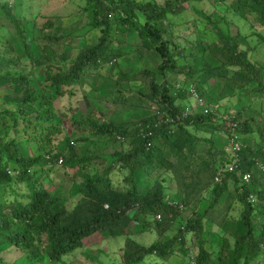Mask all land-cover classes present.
<instances>
[{
    "label": "trees",
    "instance_id": "16d2710c",
    "mask_svg": "<svg viewBox=\"0 0 264 264\" xmlns=\"http://www.w3.org/2000/svg\"><path fill=\"white\" fill-rule=\"evenodd\" d=\"M0 4L4 19L23 39L25 55L31 60L30 68H23L19 60L24 58L9 53L14 49L7 45L8 55H0V89H12L11 93L3 95L0 103V124L7 127L10 125L7 122L9 118L12 120V131L0 129V136L4 140L0 145V187H3L0 246L13 251L20 249L28 258L27 264H40L43 253L59 263L91 235L99 233L117 237L127 233V226L132 221L142 224L148 217L159 213L161 220L154 221L159 233L176 221L180 222V229L173 236L165 240L156 239L150 245L128 234L121 248V264H174L172 256L177 243L180 244L181 254L188 258L191 248L186 246V237L190 233L197 240L196 250L191 255L196 264H210L213 256L218 260L213 264H228L225 248L218 249L215 242H211V248L205 246L207 236L204 237V232L207 218L219 222L232 214L239 217L244 228L231 249L234 263L242 264L244 261L243 264H251L261 257L264 248V221L261 216L264 213V188H257L256 185L259 184L257 177L264 178V170L259 167L264 166V130L257 126L262 137L258 149L250 146L240 148L236 168L220 171L224 162H229L222 157L229 151L222 148V156H217L219 154H216L212 138L222 128L217 118L218 112L215 111L219 105H214V111H204L202 107L194 113H185L184 104L178 102L188 99L183 82L192 80L194 84L199 82L204 87L210 79L228 75L229 69H234L245 83L254 84L253 89L261 91L264 96V78L261 75L264 64L254 62L249 57V48H240V32L233 36L221 30L225 43L215 55L223 62L218 66L206 62L198 71L187 62L179 64L171 50L173 44L164 37L160 21L167 12L174 11L171 6L134 0H87L90 21L81 31L85 34L88 30L101 27L99 42L81 49L70 58L66 45L60 42L63 23L56 18L55 22H48L55 28L42 34L41 53L32 55L28 48L26 27L16 15L13 5L7 1ZM236 5H239L243 15L255 12V19L264 25V0H240ZM111 15H114L115 21L120 18L117 22L119 30L126 27L135 29L142 45L155 50L163 58L157 71L163 75L161 83L152 78L155 72L145 70L150 75L147 93L139 91L129 96L122 92L123 99L115 96L119 102L129 104L157 103L154 114L128 121L94 117L78 120L79 125L83 122L88 124L96 137L107 135L115 139L121 135L127 140L126 149L115 152V160L120 168L129 170L124 176L123 187L116 186L119 181L113 180L110 167L93 174L85 171L93 164L97 154H81L70 139H67L70 153L65 154L58 146H52L53 138L49 136L64 129V123L58 120V95L67 90L71 92L83 75L98 70L123 54L119 48L121 41H124L121 34L117 42L110 37ZM141 16L144 22L139 20ZM55 59H61L65 67L52 66L51 62ZM41 65L47 66L46 78L37 91L31 85L32 75L34 69ZM170 72L184 74L183 81L169 78ZM179 82L178 91L173 94L172 88ZM163 112L169 113L175 121L180 117L177 129H171L168 118L166 122L158 117V113ZM233 119L238 122L239 132L254 130L251 120L240 121L241 113ZM79 139L85 140L84 137ZM27 141L35 143L38 155L24 156L20 144ZM166 147L169 155L164 150ZM60 161L65 167H78L84 173V180L74 183L68 196L52 194L40 184L41 173L47 165L52 164L53 167ZM160 167L170 171L178 181L177 188L183 196L177 204L168 201L164 170L147 190L140 186L139 179L146 180V176H151ZM245 172L252 175V185H242ZM16 183L23 184L26 191L18 192ZM251 192L257 197L253 204L247 199ZM10 194L14 198L10 199ZM72 198H76V203L69 208L68 203L72 202L69 201ZM223 198L228 199L222 202ZM190 206L192 216L184 217L182 212ZM228 243L226 241V247L230 246ZM0 260L4 261L3 256H0Z\"/></svg>",
    "mask_w": 264,
    "mask_h": 264
},
{
    "label": "rangeland",
    "instance_id": "374dc122",
    "mask_svg": "<svg viewBox=\"0 0 264 264\" xmlns=\"http://www.w3.org/2000/svg\"><path fill=\"white\" fill-rule=\"evenodd\" d=\"M6 1L13 5L16 15L26 27L28 48L32 55L41 53L42 34L55 28L54 25L52 26L48 22H55L56 18L63 23V38L60 42L66 45L65 49L70 58L76 56L81 49L99 42L102 34L101 27L88 30L85 34L81 31L90 21L87 12V0H0V3ZM134 1L140 3L151 2L160 6L169 5L174 9V11L167 12L166 17L160 23L165 39L173 44L171 50L179 64L187 62L198 71L202 70L206 62L213 66L221 65L223 61L215 55L216 51L222 48L225 43L221 37V30L233 36L240 32L242 38L241 40L240 37L238 38L240 48H249V57L254 62L264 64V25L255 19L256 14L253 11L249 13L250 15H242L239 7L235 4L236 0ZM110 19L113 20L110 32L111 39L117 42L119 34L124 38L119 47L123 54L114 63H105L98 70L83 75L80 83L71 92L67 90L64 94L58 95V120L64 123V129L60 133L49 134V136L53 138L52 146H58L57 148L66 154L70 153L67 139L77 141L75 148L81 154L96 153V159H94L91 166L86 167V172L93 174L95 171L101 172L110 167L113 180L119 181L116 186L123 187L124 176L127 171L120 168V164L115 160L116 155L114 152L115 150L126 149L128 143H118L107 136L90 138L95 133L90 131L88 124L83 122L79 125L78 120L94 117L100 120L128 121L152 115L158 108L157 103L135 105L134 103L119 102L115 99V96H121L120 99H123L122 92L129 96H133L139 91L147 93L150 89V75H147L148 73L144 72L145 70L155 72L152 74V78L154 77L158 83H161L163 75L157 71L159 65L163 62V58L155 50L145 48L142 45L135 29L126 27L127 29L121 31L118 29L119 23H117L120 18L115 21L114 15H111ZM139 20L141 22L145 21L143 16ZM6 45L14 49L9 53L24 58L19 62L23 68L29 69L31 60L29 56L25 55L23 39L16 34L13 26L7 24V20L4 19L3 6L0 4V55H8ZM174 47L176 48L175 52ZM51 65L65 67L61 59L53 60ZM44 70L45 65L34 69L31 85L37 91L40 90V83L45 80L46 73ZM261 75L264 78V71L261 72ZM183 77L184 74L169 73V78L174 80L181 81ZM229 77L230 80L228 81L225 77H215L210 79L208 85L200 86L202 98L210 105H219L217 109L219 113L225 111L228 107L229 109L234 107L232 108L234 111L242 112L243 119L251 120L254 130L250 134L242 136L246 144L258 148L261 146L262 137L257 126L264 130V96L261 91L253 89L254 84L245 83L239 74L235 73V70L229 71ZM188 82H192V80ZM196 83L198 85L199 82ZM11 92L10 87L0 89V103L3 100V95ZM118 92H121V94ZM178 102L188 106L189 103L192 105L195 101L189 97L185 100H178ZM7 122L10 125L5 127L1 123L0 129H6L7 132H10L12 131V120L9 118ZM207 136H210V134H207ZM80 137L86 139L81 140ZM212 138L215 141V151L220 154L221 149L225 147L226 137L219 130ZM3 141L0 136V145ZM20 145L26 157L36 156L39 153L33 142H21ZM164 150L169 155L168 147ZM12 165L16 166L14 162H12ZM163 170L164 168L160 167L151 176H146V180L139 179L140 186L147 190L153 181L162 174ZM165 172L168 196L172 199H182L183 193L178 191L177 188L178 181L170 171ZM41 174L40 184L47 187L52 194H61L62 196L68 195V191L71 190L74 183H80L84 180V173L81 169L78 167H65L61 164L53 167L51 164L47 165V169ZM263 183H259L257 188L260 186L264 188ZM15 187L18 192L26 191L23 184L16 183ZM206 192L207 190L204 193ZM2 198L3 187H0V200ZM9 198H14V195L10 194ZM227 199L223 198L222 202H226ZM73 200L76 201V198L69 200L72 201L70 205L74 204L75 201L73 202ZM233 213L236 215L235 212ZM182 215L184 217L192 216L191 206L187 207ZM261 216L264 221V213ZM238 218L237 215L233 217L231 214L229 218L218 223H214L210 218H207L208 221L206 222L204 237L207 236V246L210 242L218 240V243L215 241L216 246L218 249L225 248V258L228 264H235L231 249L235 239L244 231L243 223ZM154 221L153 217H148L142 224H136L132 221L127 226V233L117 237L99 233L91 235L84 240L81 247L75 250L73 254L64 257V262L60 261L55 264H121L123 261L121 248L128 234L140 242L150 245L156 239L165 240L173 236L180 229V222L176 221L168 226L163 233H159ZM226 241L229 242V247L225 246ZM196 242L197 240L191 233L187 235V244L192 249L189 250L188 258L181 254L180 245L177 243L174 247L175 253L172 256L175 260L174 264H188L193 251L196 250ZM0 256L4 258V261L0 260V264H27L28 262L26 254L22 253L20 249L13 251V249L0 246ZM151 259L148 258L147 260ZM215 261L218 260L215 259ZM243 262L241 263L243 264ZM47 264L54 263L49 261ZM252 264H264V248L263 255L259 259H255Z\"/></svg>",
    "mask_w": 264,
    "mask_h": 264
},
{
    "label": "clouds",
    "instance_id": "9594fccd",
    "mask_svg": "<svg viewBox=\"0 0 264 264\" xmlns=\"http://www.w3.org/2000/svg\"><path fill=\"white\" fill-rule=\"evenodd\" d=\"M239 1L240 0H236L235 1V4H237V3H239ZM238 7H239V5H237ZM239 11H240V13H242L241 12V9H240V7H239ZM243 15V14H242ZM250 15V14H249ZM245 16H247V15H245ZM244 50V49H243ZM117 59L118 58H115V59H113V60H111V61H109V62H107V63H114L115 61H117ZM101 67V66H100ZM99 67V68H100ZM46 68H47V66L45 65V73H46ZM230 70H234V69H229V71ZM225 78H226V80H230V77H229V73H228V75H225L224 76ZM46 78V77H45ZM43 82H45V80L43 81ZM42 82V83H43ZM180 84H181V82H179V83H177V85L175 86V89H174V87L172 88V92H173V94H176V92L178 91L177 89L179 88V86H180ZM199 86V87H198ZM200 86H201V84L200 83H198V85H197V83L196 84H194L193 82H183V87L185 88V90L187 91V94H188V98L189 97H191L195 102H194V104H192L193 105V107H192V105L189 103V105L188 106H184L185 107V113H194V112H196L197 110H199L200 108H204V111H214V105H210V104H208V103H206V100H204L203 98H202V94H201V92H200ZM255 90V89H254ZM256 91H258V90H256ZM232 108H234V107H232ZM231 107H230V109H229V107L227 108V109H225V111H223V112H218L217 110H215L216 112H218L217 113V118L218 119H220V121H219V123H221V130L220 131H222L223 133H224V135H225V137H226V143H225V147L224 148H226V150H227V147H228V150H227V152L229 151V153L227 154H224V156H222V154H219L218 156H222L223 158H224V160H226V159H228L229 160V162L228 161H225L224 162V166L223 167H221V169H220V171H225V170H229V171H232L234 168H236V166H237V161H238V155H237V152H238V150L240 149V148H242V147H246V146H249L248 144H246L245 142H244V140H243V136L242 135H246V134H250V132H248V133H241V132H239L237 129H238V122H235L234 121V119H233V117L235 116V115H237L238 113H242V112H238V111H234L233 109H232ZM155 112H156V110H155ZM154 112V113H155ZM153 113V114H154ZM149 116V115H148ZM144 117V116H143ZM158 117L161 119H165L164 121H166L167 120V118H168V120H169V123H171V129L172 130H174V129H177L178 128V122H179V116L176 118L177 119V121H175V119H172V118H170V115H169V113H167V112H163V113H158ZM142 118V117H141ZM254 119L255 120H257V118L256 117H254ZM118 121V120H117ZM241 122H244V121H248V119H243L242 118V114H241V120H240ZM167 122V121H166ZM250 123H251V121H250ZM252 124V123H251ZM253 126V125H252ZM101 136H107V135H101ZM96 136L94 135V136H92V137H90V138H95ZM100 137V136H99ZM108 137V136H107ZM85 138V137H84ZM86 139V138H85ZM109 139H111V138H109ZM71 141L74 143V146H76V142H74V140H72L71 139ZM113 141H116V142H118V143H126L127 142V140H125V138L123 137V136H121V135H118L115 139H113ZM238 145L239 146V149H237L236 147H235V145ZM252 148H254V147H252ZM259 148V147H258ZM258 148H254V149H258ZM117 151H121V150H115V152H117ZM114 152V153H115ZM66 154V153H65ZM96 154V153H95ZM217 154V153H216ZM58 164H61V165H63L62 164V161H60L59 163H57V166H58ZM233 164V169L231 170L230 169V166ZM50 165V164H49ZM52 165V164H51ZM262 170H264V166H262V165H260L259 166ZM46 169H47V167H46ZM124 170V169H123ZM126 171H127V174H128V172H129V170L128 169H125ZM85 171H86V169H85ZM245 174H247L248 176H249V179L246 181L245 179H244V175ZM258 178V182L259 183H262V182H264V178L263 177H257ZM217 180H219V177H217L216 178ZM242 179H243V183H242V185H252L253 183H254V179H253V177H252V175L249 173V172H245L243 175H242ZM165 184H166V182H165ZM263 185H264V183H263ZM257 186V185H256ZM47 188V187H46ZM70 191V190H69ZM68 191V192H69ZM68 196V195H67ZM168 198H169V200L168 201H172V202H174V203H179L180 201H181V199H172V198H170L169 196H168ZM256 194L255 193H253V192H251V193H249V195H248V197H247V199H248V201H250L252 204L256 201ZM75 203H76V201L74 202V204L73 205H70V202L68 203V206H69V208H73V206L75 205ZM181 206V205H180ZM161 216H160V214L158 213V214H156L154 217H153V219L154 220H161ZM208 221V219L206 220V222ZM145 222V221H144ZM214 223H218V222H214ZM204 234H205V232H204ZM89 238V237H88ZM86 240V239H85ZM139 241V240H138ZM215 241H217V243H218V240H215ZM215 241H213V242H215ZM144 244V243H143ZM180 245V244H179ZM215 245H216V242H215ZM186 246H189L188 244H187V237H186ZM205 246H207V243L205 244ZM81 247V246H80ZM80 247H78V248H80ZM208 248H211V242H210V244H208V246H207ZM77 248V249H78ZM77 249H75V250H77ZM74 250V251H75ZM73 251V252H74ZM73 252H72V254H73ZM232 252V251H231ZM71 253H69L68 255H70ZM233 254V253H232ZM262 255H263V252L261 253ZM68 255H66V256H68ZM261 255V256H262ZM42 262L40 263V264H47L49 261L50 262H52V263H54L55 264V262L54 261H52L47 255H46V253H43L42 255ZM65 256V257H66ZM215 256H213V259H212V261H211V263L210 264H213V263H215L214 261H215V258H214ZM260 258V257H259ZM258 258V259H259ZM26 259L28 260V258H27V256H26ZM189 261V263L188 264H196L195 263V261L192 259V257H190V260H188ZM61 262H64V258H63V260L61 261ZM252 264V263H251Z\"/></svg>",
    "mask_w": 264,
    "mask_h": 264
},
{
    "label": "built area",
    "instance_id": "2783aa9c",
    "mask_svg": "<svg viewBox=\"0 0 264 264\" xmlns=\"http://www.w3.org/2000/svg\"><path fill=\"white\" fill-rule=\"evenodd\" d=\"M235 147L239 149V146L236 144ZM230 169H233V164L230 166ZM244 179L247 181L249 179V176L247 174L244 175Z\"/></svg>",
    "mask_w": 264,
    "mask_h": 264
}]
</instances>
